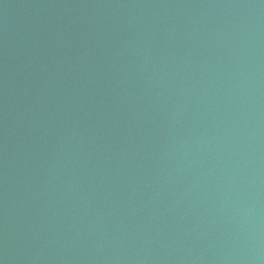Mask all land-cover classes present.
Segmentation results:
<instances>
[{"label": "water", "instance_id": "95a60500", "mask_svg": "<svg viewBox=\"0 0 264 264\" xmlns=\"http://www.w3.org/2000/svg\"><path fill=\"white\" fill-rule=\"evenodd\" d=\"M0 264H264V0H0Z\"/></svg>", "mask_w": 264, "mask_h": 264}]
</instances>
